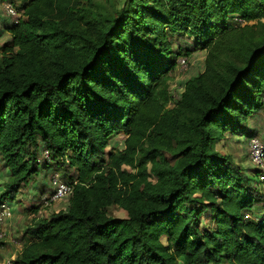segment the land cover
I'll return each mask as SVG.
<instances>
[{
    "label": "trees",
    "instance_id": "obj_1",
    "mask_svg": "<svg viewBox=\"0 0 264 264\" xmlns=\"http://www.w3.org/2000/svg\"><path fill=\"white\" fill-rule=\"evenodd\" d=\"M16 14L0 62L5 196L40 175V147L45 169L74 175L67 210L12 264H264L260 171L213 148L264 110V0H129L111 18L92 0H23ZM176 34L206 57L169 107Z\"/></svg>",
    "mask_w": 264,
    "mask_h": 264
},
{
    "label": "rangeland",
    "instance_id": "obj_2",
    "mask_svg": "<svg viewBox=\"0 0 264 264\" xmlns=\"http://www.w3.org/2000/svg\"><path fill=\"white\" fill-rule=\"evenodd\" d=\"M82 1L86 2V0ZM128 1L92 0V4L95 6L96 12L106 18H111L115 16L117 11L123 9ZM9 3L14 7H11ZM22 5L23 0H0V62L3 47L10 40L5 28L18 19L19 15L16 12L19 13V8ZM11 8L13 13L10 11ZM169 40L174 65L167 74L170 77L169 92L171 96V102L168 106L173 107L183 93L184 84L203 72L206 54L200 50L193 51V41L181 34L170 36ZM178 50L180 53H178ZM181 61H184V63L182 64ZM246 130L247 132L238 133L237 135L230 132L222 133L218 130L213 148L215 151L229 156L234 166L242 174L251 178L257 172V169L253 167L250 159L249 139L253 137L264 144V110L248 119ZM219 135L221 136L219 137ZM125 139L124 134L111 139L109 147L105 150V155L108 156L113 150H123ZM45 156L44 148L40 147L37 154L38 165L42 168L40 175L34 176L14 190H10L9 192L13 197L11 199L5 196L8 192L7 186H9L10 180L8 179L7 169L0 161V203L6 204L5 210H2L0 205V264H8L9 262L12 264L20 257L23 250L32 242L30 239L31 231L40 221L49 220L52 215L67 210V198L54 199V194L59 184L68 183V176L70 177L74 173L68 171L65 167L61 168V166L56 169L54 165L49 169H45L43 167ZM126 170L132 172L130 168H126ZM260 182H264V179H260ZM253 187L257 191L260 200L256 206L264 210V183H254ZM206 207L207 210L200 217V228L203 232L211 234L215 231L214 213L209 204H206ZM107 214L117 219L126 218V214L120 209H108ZM253 217L250 215L248 219L252 220ZM160 241L167 245L165 238Z\"/></svg>",
    "mask_w": 264,
    "mask_h": 264
},
{
    "label": "built area",
    "instance_id": "obj_3",
    "mask_svg": "<svg viewBox=\"0 0 264 264\" xmlns=\"http://www.w3.org/2000/svg\"><path fill=\"white\" fill-rule=\"evenodd\" d=\"M10 11L11 13H13L12 8L10 9ZM234 21H236L238 24H241V20L235 19ZM181 63L183 64L184 61H181ZM249 148H250L249 155L253 163V167L260 171V177H261L260 179L263 180L264 179V144L259 139L252 137L249 141ZM71 193H72V188L69 187L67 184H59L55 194L53 192L54 199L68 198L71 195ZM0 205H1V209L5 210L6 204L0 203ZM8 264H10V262Z\"/></svg>",
    "mask_w": 264,
    "mask_h": 264
}]
</instances>
